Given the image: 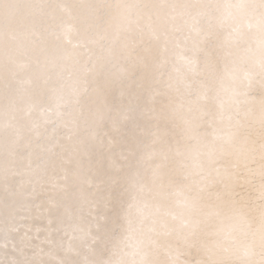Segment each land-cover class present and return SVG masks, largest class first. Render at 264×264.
I'll return each mask as SVG.
<instances>
[{
	"label": "snow or ice",
	"instance_id": "obj_1",
	"mask_svg": "<svg viewBox=\"0 0 264 264\" xmlns=\"http://www.w3.org/2000/svg\"><path fill=\"white\" fill-rule=\"evenodd\" d=\"M0 264H264V0H0Z\"/></svg>",
	"mask_w": 264,
	"mask_h": 264
}]
</instances>
